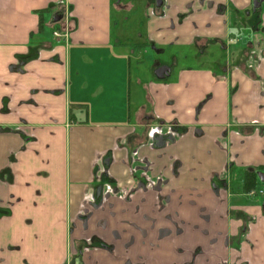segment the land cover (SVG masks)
I'll return each mask as SVG.
<instances>
[{
  "label": "crops",
  "instance_id": "crops-1",
  "mask_svg": "<svg viewBox=\"0 0 264 264\" xmlns=\"http://www.w3.org/2000/svg\"><path fill=\"white\" fill-rule=\"evenodd\" d=\"M162 1L0 0V264H264V0Z\"/></svg>",
  "mask_w": 264,
  "mask_h": 264
},
{
  "label": "flooded vegetation",
  "instance_id": "flooded-vegetation-1",
  "mask_svg": "<svg viewBox=\"0 0 264 264\" xmlns=\"http://www.w3.org/2000/svg\"><path fill=\"white\" fill-rule=\"evenodd\" d=\"M160 5H157V8H160L162 5H163V1L162 0H160ZM157 4V3H156ZM165 7V6H164ZM155 9V6H153V7H151L150 8V10H149V12H150V14H154V10ZM257 9V8H256ZM255 9V10H256ZM254 10V9H253ZM164 12H165V8H163V13L162 14H164ZM59 16H60V18H59V20H61V19H63V12L62 13H59ZM162 65H165V64H162ZM160 66V65H159ZM158 67V66H157ZM156 67V68H157ZM170 67V66H169ZM155 68V69H156ZM171 69V68H170ZM169 72H170V70H169ZM167 77V76H166ZM159 79V78H158ZM164 79V78H163ZM253 123H254V125H255V127H258L259 126V122L258 121H256V120H254L253 121ZM168 135V134H167ZM167 135H161V134H159V136H157V138H156V140L157 139H159V140H161V142L163 143L164 141H165V139L164 138H167L168 136ZM161 144V143H160ZM259 178L260 179H262V177H261V174H259ZM99 192V191H98ZM264 193V190L262 189V188H257V187H254V188H252V189H250V190H248L247 192H246V194L247 195H249V196H251V197H254V196H256L257 194L258 195H260V194H263ZM96 203V202H95ZM97 204V203H96ZM164 216V220L165 221H169L170 223H171V216H169V217H167L166 215H163ZM170 232H171V229L170 228H167V227H165L162 231H160V233L159 234H157L156 235V237H155V241L156 242H158V241H160L161 240V237H163V236H167V235H169L170 234ZM87 239V242H86V246L83 248V250H82V252L84 253V252H87V251H91V250H97V249H99V247L98 246H95V245H93V243H92V238L91 237H88V238H86ZM152 245H153V243H152ZM126 248H128V245L126 246ZM72 256H71V254H69L68 255V257L66 258V260H65V263L66 264H72V260H73V258H71ZM80 257V256H79ZM140 259H143V260H141V262H139L138 264H147V262H145V260H144V258H142L141 256L139 257ZM127 259H128V257H127ZM129 262V261H128ZM133 264H135V263H133ZM236 264H238V263H236ZM240 264H247L246 262H243V263H240Z\"/></svg>",
  "mask_w": 264,
  "mask_h": 264
},
{
  "label": "water",
  "instance_id": "water-1",
  "mask_svg": "<svg viewBox=\"0 0 264 264\" xmlns=\"http://www.w3.org/2000/svg\"><path fill=\"white\" fill-rule=\"evenodd\" d=\"M262 0H253V9L255 10L261 5ZM160 0H157V5H160ZM60 18L59 15H57L54 20L58 21ZM170 67L168 65H160L154 70V74L157 78L163 79L166 76L169 75ZM74 264H81L80 257L75 258Z\"/></svg>",
  "mask_w": 264,
  "mask_h": 264
},
{
  "label": "trees",
  "instance_id": "trees-1",
  "mask_svg": "<svg viewBox=\"0 0 264 264\" xmlns=\"http://www.w3.org/2000/svg\"><path fill=\"white\" fill-rule=\"evenodd\" d=\"M258 181L255 170H247L243 176V190H248L255 187V182Z\"/></svg>",
  "mask_w": 264,
  "mask_h": 264
},
{
  "label": "built area",
  "instance_id": "built-area-1",
  "mask_svg": "<svg viewBox=\"0 0 264 264\" xmlns=\"http://www.w3.org/2000/svg\"><path fill=\"white\" fill-rule=\"evenodd\" d=\"M65 14L63 15V18H64ZM63 26H61V28L59 30H56L54 32V35L55 36H58V37H61L63 38L64 40H67L68 38V32L65 30V29H68V24L65 22L62 24Z\"/></svg>",
  "mask_w": 264,
  "mask_h": 264
},
{
  "label": "rangeland",
  "instance_id": "rangeland-1",
  "mask_svg": "<svg viewBox=\"0 0 264 264\" xmlns=\"http://www.w3.org/2000/svg\"><path fill=\"white\" fill-rule=\"evenodd\" d=\"M118 0H116V2H117ZM123 1H125V0H123ZM129 1H133V2H138V1H140V0H129ZM144 8V7H143ZM68 33H69V31H70V28H68V29H65ZM69 35V34H68ZM149 54H150V52H149ZM263 183V182H262Z\"/></svg>",
  "mask_w": 264,
  "mask_h": 264
}]
</instances>
